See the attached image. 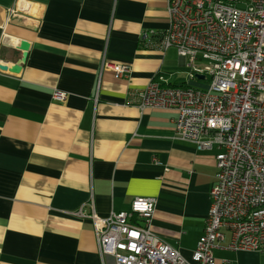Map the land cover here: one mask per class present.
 <instances>
[{
	"label": "crops",
	"instance_id": "0c3cea01",
	"mask_svg": "<svg viewBox=\"0 0 264 264\" xmlns=\"http://www.w3.org/2000/svg\"><path fill=\"white\" fill-rule=\"evenodd\" d=\"M167 27V0H0V64L29 43L18 73L0 71V264H115L75 213L107 217L137 196L156 199L150 229L192 262L219 149L176 139L174 110L138 107L151 81L197 85L160 48ZM105 63L130 69L117 77ZM228 241L215 264H264Z\"/></svg>",
	"mask_w": 264,
	"mask_h": 264
},
{
	"label": "built area",
	"instance_id": "2783aa9c",
	"mask_svg": "<svg viewBox=\"0 0 264 264\" xmlns=\"http://www.w3.org/2000/svg\"><path fill=\"white\" fill-rule=\"evenodd\" d=\"M167 19L160 48L176 49L188 81L204 75L210 83L203 89L151 81L138 107L174 110L176 139L198 150L219 149L192 262L150 229L154 197L137 196L129 210L107 217L82 208L75 214L91 219L100 257L115 264H215L213 250L226 237L230 250L264 254V0H167ZM154 34L143 32L142 41L152 45ZM105 66L117 77L130 69ZM53 97L62 101L66 93L55 90Z\"/></svg>",
	"mask_w": 264,
	"mask_h": 264
},
{
	"label": "water",
	"instance_id": "95a60500",
	"mask_svg": "<svg viewBox=\"0 0 264 264\" xmlns=\"http://www.w3.org/2000/svg\"><path fill=\"white\" fill-rule=\"evenodd\" d=\"M17 48L22 51L21 62H24L25 58L27 56V51L29 49V43L26 40L20 39L17 42ZM21 62L14 64L13 67H9L8 65H5V64H0V70L1 71H11L13 73H18L21 70V67H22ZM196 77L198 79H204V75H196Z\"/></svg>",
	"mask_w": 264,
	"mask_h": 264
},
{
	"label": "rangeland",
	"instance_id": "374dc122",
	"mask_svg": "<svg viewBox=\"0 0 264 264\" xmlns=\"http://www.w3.org/2000/svg\"><path fill=\"white\" fill-rule=\"evenodd\" d=\"M183 70L189 71L188 68H185ZM194 81L197 83V87L205 89L210 83V76H207L205 79H195Z\"/></svg>",
	"mask_w": 264,
	"mask_h": 264
}]
</instances>
